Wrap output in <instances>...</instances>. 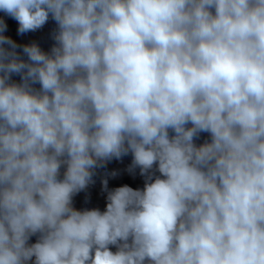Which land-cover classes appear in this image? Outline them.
Instances as JSON below:
<instances>
[{"label":"clouds","instance_id":"9594fccd","mask_svg":"<svg viewBox=\"0 0 264 264\" xmlns=\"http://www.w3.org/2000/svg\"><path fill=\"white\" fill-rule=\"evenodd\" d=\"M0 264H264V0H0Z\"/></svg>","mask_w":264,"mask_h":264}]
</instances>
